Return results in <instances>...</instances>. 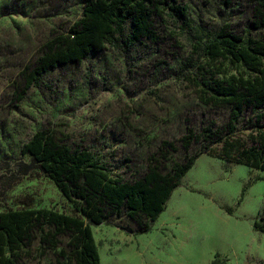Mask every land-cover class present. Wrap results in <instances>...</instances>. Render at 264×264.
Returning <instances> with one entry per match:
<instances>
[{"label":"rangeland","instance_id":"374dc122","mask_svg":"<svg viewBox=\"0 0 264 264\" xmlns=\"http://www.w3.org/2000/svg\"><path fill=\"white\" fill-rule=\"evenodd\" d=\"M227 1L178 0L188 15L166 11L156 23L159 42L108 45L81 63L49 71L19 100L26 69L35 66L50 39L82 17L87 1L0 0V213L49 209L77 216L41 171L18 169L19 162L31 163L21 149L42 128L92 151L127 181L147 170L165 141L176 150L160 164L164 173L195 153L182 147L181 138L210 121L227 122L230 110L203 104L197 88L179 76L181 62L193 52L189 30L201 36L230 25L237 33H264L253 29L252 0ZM225 67L229 74L248 72L240 65ZM263 213L264 171L204 155L149 232L141 233L126 209L92 231L101 264H264V233L253 227ZM68 242L69 236L59 238L56 251L36 242L25 262L71 264L59 254L69 251Z\"/></svg>","mask_w":264,"mask_h":264},{"label":"trees","instance_id":"16d2710c","mask_svg":"<svg viewBox=\"0 0 264 264\" xmlns=\"http://www.w3.org/2000/svg\"><path fill=\"white\" fill-rule=\"evenodd\" d=\"M86 1L82 17L66 33L50 39L35 66L26 69L19 100L29 89L38 87L49 71L81 63L108 45L117 46L123 41L130 48L142 40L159 42L162 37L156 23L164 21L166 11L178 17L188 15V7L178 0ZM252 1L257 17L253 29L263 31L264 0ZM188 34L193 52L181 62L178 74L197 88L203 104L229 109L228 121H210L200 130H188L180 142L187 152L194 147L195 153L186 154L166 173L160 164L176 147L173 142H163L159 157H153L147 170L134 181L114 174L92 151L63 143L53 130H38L21 149L31 163L19 162L18 169L25 174L33 168L41 171L54 182L77 216L49 209L0 213V264H27L25 259L34 243L56 251L59 238L64 236H69V251L62 249L61 257L71 264H101L92 226L126 209L141 233L149 232L173 192L204 155L264 171V33H237L224 25L206 35L191 30ZM226 63L240 65L248 72L229 74ZM249 129L248 136L241 133ZM253 227L264 233V213L255 219Z\"/></svg>","mask_w":264,"mask_h":264}]
</instances>
